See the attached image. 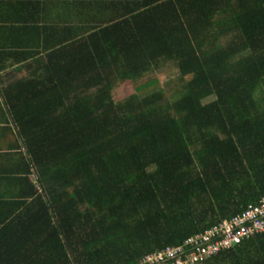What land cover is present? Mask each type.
<instances>
[{"label": "trees", "instance_id": "obj_1", "mask_svg": "<svg viewBox=\"0 0 264 264\" xmlns=\"http://www.w3.org/2000/svg\"><path fill=\"white\" fill-rule=\"evenodd\" d=\"M90 1L60 26L35 2L0 38L24 148L0 264H135L264 197V0ZM165 66L168 95L148 78ZM200 264H264V234Z\"/></svg>", "mask_w": 264, "mask_h": 264}, {"label": "built area", "instance_id": "obj_2", "mask_svg": "<svg viewBox=\"0 0 264 264\" xmlns=\"http://www.w3.org/2000/svg\"><path fill=\"white\" fill-rule=\"evenodd\" d=\"M259 234H264V197L180 244L145 254L135 264H200Z\"/></svg>", "mask_w": 264, "mask_h": 264}, {"label": "crops", "instance_id": "obj_3", "mask_svg": "<svg viewBox=\"0 0 264 264\" xmlns=\"http://www.w3.org/2000/svg\"><path fill=\"white\" fill-rule=\"evenodd\" d=\"M98 2V0H95ZM37 3L36 7L42 9V11H38V15L42 14V22L46 23L48 26L58 24L59 26L63 23L61 16H56V12L63 13L64 9L68 6L75 4L79 11H83L85 8V3H90V0H0V38H4L5 30L13 27L14 29L19 25L21 19H23L24 14L31 13L32 8L30 5H34ZM22 8V5H24ZM85 5V6H84ZM89 6V4H87ZM86 6V7H87ZM58 10V11H57ZM66 11V10H65ZM52 12V13H51ZM28 15V14H27ZM21 18V19H20ZM20 20V21H19ZM29 20V19H28ZM21 36L16 35V40L11 38V41H20ZM9 46L10 43L8 38L0 39V56L1 54H5L7 50L18 51L19 47L11 48V46L3 47V45ZM2 48V49H1ZM7 48V49H6ZM7 52V53H8ZM9 54V53H8ZM9 58V57H8ZM5 68L3 71L0 70V76H5L7 73L11 76L22 75V72L18 73L14 72L13 69L18 66L17 64H13L10 59L4 62ZM5 81V80H4ZM14 145V146H13ZM24 152V148L20 142V139L17 137L16 128L11 120V117L5 110L4 103L2 98L0 97V188H3L5 183L10 184L9 188L11 191L13 189L18 188V183L14 185L13 179L20 177L24 172L19 171V167L12 168V171H9V167L15 164L14 161L19 158L20 154ZM16 154L17 156H13ZM19 154V156H18ZM20 161V160H19ZM5 177L10 178V180H4ZM28 180L32 182L31 175L28 176ZM10 182V183H9Z\"/></svg>", "mask_w": 264, "mask_h": 264}, {"label": "rangeland", "instance_id": "obj_4", "mask_svg": "<svg viewBox=\"0 0 264 264\" xmlns=\"http://www.w3.org/2000/svg\"><path fill=\"white\" fill-rule=\"evenodd\" d=\"M151 77L154 78L156 81V87H154V84H152L151 85V87H153L152 89L154 91H157L160 89L164 93H166V95H168L171 92V90L173 89V87H175L176 81H177V74L170 69V66H165L159 72L154 73L152 76H150L148 78H151ZM134 87H135L134 84L131 82H125V83L119 85L112 92L113 99L115 101H121V100L125 99L127 96L134 93V90H135ZM154 88H156V89H154Z\"/></svg>", "mask_w": 264, "mask_h": 264}]
</instances>
